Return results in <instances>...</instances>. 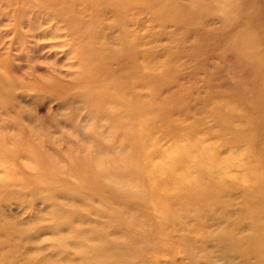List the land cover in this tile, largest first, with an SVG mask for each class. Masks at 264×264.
Returning <instances> with one entry per match:
<instances>
[{"label": "rangeland", "instance_id": "obj_1", "mask_svg": "<svg viewBox=\"0 0 264 264\" xmlns=\"http://www.w3.org/2000/svg\"><path fill=\"white\" fill-rule=\"evenodd\" d=\"M263 205L264 0H0V264L218 262L189 224Z\"/></svg>", "mask_w": 264, "mask_h": 264}, {"label": "bare ground", "instance_id": "obj_2", "mask_svg": "<svg viewBox=\"0 0 264 264\" xmlns=\"http://www.w3.org/2000/svg\"><path fill=\"white\" fill-rule=\"evenodd\" d=\"M254 174L256 175L255 182L257 184L253 187L257 188L262 185L260 178L263 179V174L258 172ZM204 215L202 216L204 217ZM209 215H207L209 216L208 218H204L206 219L205 223L195 222L189 224V228H199L206 225L204 227V231L206 230V232L203 237L212 239L213 241L217 240V248L220 252L217 255L219 257L224 256L218 262L216 260H205V264H222L221 261L225 260V256L236 264H264V205L255 214V217L252 218H250L247 209L241 211L240 216H236L235 214L232 216L221 214ZM233 216L237 218L233 219ZM201 239L203 238L199 240ZM220 243H224L225 247L223 245L220 247ZM207 252L209 255V250Z\"/></svg>", "mask_w": 264, "mask_h": 264}]
</instances>
